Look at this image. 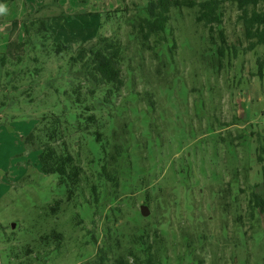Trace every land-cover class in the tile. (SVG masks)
Here are the masks:
<instances>
[{
	"label": "rangeland",
	"instance_id": "374dc122",
	"mask_svg": "<svg viewBox=\"0 0 264 264\" xmlns=\"http://www.w3.org/2000/svg\"><path fill=\"white\" fill-rule=\"evenodd\" d=\"M220 1L222 23H214L212 31L209 25L196 21L199 13L195 8L173 12L171 26L178 43L179 77L168 80L169 85L161 80L162 86L155 89L156 109L147 115L152 123L151 137L156 138L152 150L143 147L146 138L139 117L123 113L124 121L131 122L129 128H124L126 136L132 133L140 146L133 149L137 156L132 165H123L126 170L118 192L108 202L119 210L108 220L104 217L107 211L102 210L93 222L87 213H80L79 221V202H67L65 188L57 185L56 176L40 172L36 147L23 141L43 112L60 106L51 105L53 96L44 95V87L64 62L46 60L38 79L40 86L34 89L35 101L9 95L8 105L0 110V264H90L95 253L92 235L101 234L106 220L112 230L120 233L126 230V220L144 217L139 209L146 204L141 188H169L181 181L183 177L173 173L174 168L187 167L188 180L196 186L210 187L234 179L242 186L250 185L264 199V175L260 173L261 164L255 162V137L251 135L252 131L264 129V79L257 75V59L264 60V45L248 51V40L237 21L240 10L233 0ZM44 3L46 7L38 16H45L54 38L70 44L72 53L81 59L96 44L97 31L107 35L112 31L111 23L97 29L98 16L103 15L100 13L126 6L125 14L130 16L136 11L135 5L144 0H59L58 5H48L49 0L0 3L6 8L3 15L0 13V56L21 54L18 43L23 38L22 25L13 20ZM219 30L230 48L220 68L212 67L205 55L211 42L219 41ZM201 55L207 57L205 61ZM4 81L0 70V103ZM26 84L19 83L23 87ZM137 86L142 90L140 84ZM138 106L145 108L144 103ZM129 141L133 142L131 135ZM193 198L198 203L192 204L193 214L186 218V227L207 232V238L198 241L197 233L186 231L168 251L169 259L163 264H264V212L256 210L251 217L243 206L239 217L232 211L221 216L216 207L211 209L207 190L195 192ZM59 199L61 203L55 206L54 201ZM148 207L151 214L153 208ZM52 229L61 233V240L42 241L40 237ZM189 251L194 260L183 258Z\"/></svg>",
	"mask_w": 264,
	"mask_h": 264
},
{
	"label": "trees",
	"instance_id": "16d2710c",
	"mask_svg": "<svg viewBox=\"0 0 264 264\" xmlns=\"http://www.w3.org/2000/svg\"><path fill=\"white\" fill-rule=\"evenodd\" d=\"M12 1L0 0V3ZM233 1L240 10L237 21L248 40L247 50L264 45V0ZM220 2L144 0L143 4L135 5L136 11L130 16L125 14L126 6L100 13L103 15L98 13L97 29L111 23L112 31L109 35L97 31L96 44L81 59L72 53L70 44L54 38L46 17L38 16L46 3L14 20L22 25L23 38L18 43L22 46L21 54L0 56V70L5 80L1 85L0 110L8 105L9 95L17 100L20 97L35 101L34 89L40 86L38 79L45 70L46 60L54 58L64 62L44 87V95L53 96L51 105L60 106L43 112L23 141L36 147L40 172L56 176L57 185L65 188L67 202H79V221L80 213L90 215L93 222V217L102 210L107 211L104 216L107 220L119 210L108 202L118 192L126 170L123 165L126 162L132 165V159L137 156L133 149L140 146L130 130L133 142L129 141L130 135L126 136L124 128H129L131 122L124 121L123 113L128 111L139 117L146 138L143 147L152 150L156 138L151 137L152 123L147 115L156 109L155 89H160L161 80L169 85L168 80L179 77L178 43L171 26L173 12L183 7L195 8L199 13L196 21L209 25L212 31L214 23H222L224 13L218 11ZM58 3L59 0H49L48 5ZM114 22L116 28H113ZM219 35V41L211 42L205 54L209 57L207 62L218 68L230 49L222 30ZM205 57L201 55L203 61ZM257 65V75L263 80L264 60L258 58ZM22 81L27 83L25 87L19 85ZM137 84L142 90L136 89ZM138 103H144L145 108H139ZM251 135L255 137V162L261 164L263 177L264 129L252 131ZM177 169L173 173L183 179L171 187L141 188L144 203L153 208L148 217L126 220V230L120 233L112 230L106 220L101 234L92 235L95 253L90 264H163L169 259L168 251L186 231L197 233V240L205 241L207 232H194L186 227V218L193 214L192 204L198 203L193 198L195 192L202 194L207 190L211 209L216 207L221 216L232 211L239 217L243 206L251 217L256 210L264 212V199L250 185L242 186L232 179L210 187L196 186L188 180L187 167ZM61 201H54V205L59 206ZM55 206H50L51 213L55 212ZM40 238L58 242L61 233L52 229ZM185 246L190 248V242ZM183 258L194 260V255L191 251L185 252Z\"/></svg>",
	"mask_w": 264,
	"mask_h": 264
},
{
	"label": "water",
	"instance_id": "95a60500",
	"mask_svg": "<svg viewBox=\"0 0 264 264\" xmlns=\"http://www.w3.org/2000/svg\"><path fill=\"white\" fill-rule=\"evenodd\" d=\"M139 209H140L141 215L144 216V217H147L150 214V209H149V207L146 204H141L139 206ZM11 227L14 228L15 224L12 223Z\"/></svg>",
	"mask_w": 264,
	"mask_h": 264
},
{
	"label": "clouds",
	"instance_id": "9594fccd",
	"mask_svg": "<svg viewBox=\"0 0 264 264\" xmlns=\"http://www.w3.org/2000/svg\"><path fill=\"white\" fill-rule=\"evenodd\" d=\"M6 12V8L3 5H0V13Z\"/></svg>",
	"mask_w": 264,
	"mask_h": 264
},
{
	"label": "crops",
	"instance_id": "0c3cea01",
	"mask_svg": "<svg viewBox=\"0 0 264 264\" xmlns=\"http://www.w3.org/2000/svg\"><path fill=\"white\" fill-rule=\"evenodd\" d=\"M3 15V13H1ZM20 19V18H19ZM15 20H18L17 18ZM14 21V20H13Z\"/></svg>",
	"mask_w": 264,
	"mask_h": 264
}]
</instances>
